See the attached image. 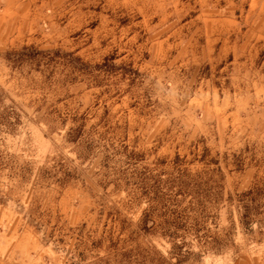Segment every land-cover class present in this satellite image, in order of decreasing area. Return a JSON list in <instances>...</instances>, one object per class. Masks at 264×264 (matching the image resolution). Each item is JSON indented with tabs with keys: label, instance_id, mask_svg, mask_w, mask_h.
Wrapping results in <instances>:
<instances>
[{
	"label": "rangeland",
	"instance_id": "1",
	"mask_svg": "<svg viewBox=\"0 0 264 264\" xmlns=\"http://www.w3.org/2000/svg\"><path fill=\"white\" fill-rule=\"evenodd\" d=\"M206 9L230 20L207 48ZM256 183L264 0H0V264H90L111 241L134 264H264V192L254 231L239 220Z\"/></svg>",
	"mask_w": 264,
	"mask_h": 264
},
{
	"label": "trees",
	"instance_id": "2",
	"mask_svg": "<svg viewBox=\"0 0 264 264\" xmlns=\"http://www.w3.org/2000/svg\"><path fill=\"white\" fill-rule=\"evenodd\" d=\"M20 53H17L13 56L14 59L8 58L7 60L10 62H13L14 64H19L20 62L22 63L23 61L26 60V58H30L32 56H34L33 51L37 52L34 46H22L20 48ZM32 53V54H31ZM36 54V53H35ZM216 172H218L220 179L222 178V171L221 169H218ZM215 171H212V173L208 172L207 173V177H204L205 179V183L200 184V186L204 185L206 186L207 189L202 190V192H204L203 194L199 193V196H201V198L203 199V201L201 202V206H203V202L204 203H215L218 199H219V191H217V189H219V187H216V191L213 189L215 187H212V184H214V182H216L215 179V175L217 174ZM202 181V179H201ZM184 185V184H182ZM222 191V187L220 192ZM261 192H264V189H261L259 186V183H256L254 185V187H252L247 193L243 194L241 196V199L238 200L239 204H238V208H239V220L240 223L242 225V227L244 228L246 234H250L252 231H254L256 224H258V220L256 219V215L253 211L252 208V204L257 203ZM183 232L182 235L179 236V238L181 239V242L179 243V246H172L173 251L177 250L179 251V256L183 255V253L188 251V243L186 242L190 237L188 236V234L190 232H188L189 230L185 228V226H180L179 225V232ZM177 233H171V237L169 238H173L174 236H176ZM94 250H99V247L97 246H93ZM87 250V249H86ZM185 250V251H184ZM89 251H93V250H89ZM87 250V252H89ZM106 252V259H101V260H97V261H91L90 264H100L103 263L104 264H134L133 258H132V254L131 251H124V249L118 248L117 244L114 243V241H111V244L105 249ZM84 253H82L83 256V260L85 261V257L83 255ZM155 256L157 257V260L159 262H157V264H166L167 260L163 259L161 257L160 254L155 253ZM182 257V256H181ZM178 258V256H177ZM87 259V258H86ZM177 262L179 263V260L176 259ZM144 264H148L147 262V258H145Z\"/></svg>",
	"mask_w": 264,
	"mask_h": 264
},
{
	"label": "crops",
	"instance_id": "3",
	"mask_svg": "<svg viewBox=\"0 0 264 264\" xmlns=\"http://www.w3.org/2000/svg\"><path fill=\"white\" fill-rule=\"evenodd\" d=\"M210 9H206L205 12L203 13V15H207L204 19H202L205 23V26L203 28V31H205L204 36L203 37V46L205 48H207L208 45H210L214 40L211 38V35H221L222 36V31H216L217 29H214L215 26V22H224V23H229L230 20L228 18H223V19H215V17H211V14H213L212 12L209 13ZM187 22V21H186ZM227 23V24H228ZM203 36V34L201 35ZM225 36V35H223ZM225 38H223L224 40ZM223 44V43H222ZM221 44V46H222ZM209 49V48H208ZM252 264V262L250 263Z\"/></svg>",
	"mask_w": 264,
	"mask_h": 264
}]
</instances>
